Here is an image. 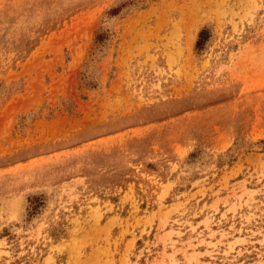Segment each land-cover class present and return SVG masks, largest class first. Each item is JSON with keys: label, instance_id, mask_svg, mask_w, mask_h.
Masks as SVG:
<instances>
[{"label": "rangeland", "instance_id": "374dc122", "mask_svg": "<svg viewBox=\"0 0 264 264\" xmlns=\"http://www.w3.org/2000/svg\"><path fill=\"white\" fill-rule=\"evenodd\" d=\"M0 264H264V0H0Z\"/></svg>", "mask_w": 264, "mask_h": 264}]
</instances>
